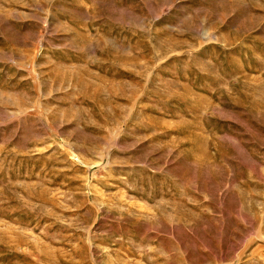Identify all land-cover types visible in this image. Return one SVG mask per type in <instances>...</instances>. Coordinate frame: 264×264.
<instances>
[{"label":"rangeland","instance_id":"rangeland-1","mask_svg":"<svg viewBox=\"0 0 264 264\" xmlns=\"http://www.w3.org/2000/svg\"><path fill=\"white\" fill-rule=\"evenodd\" d=\"M0 264H264V0H0Z\"/></svg>","mask_w":264,"mask_h":264}]
</instances>
